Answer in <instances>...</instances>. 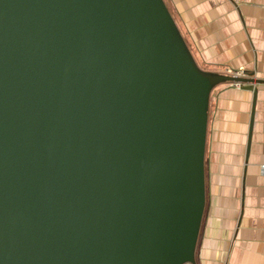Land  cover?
Returning a JSON list of instances; mask_svg holds the SVG:
<instances>
[{
	"label": "water",
	"instance_id": "obj_1",
	"mask_svg": "<svg viewBox=\"0 0 264 264\" xmlns=\"http://www.w3.org/2000/svg\"><path fill=\"white\" fill-rule=\"evenodd\" d=\"M244 73L165 0H0V264H197L210 97L256 100Z\"/></svg>",
	"mask_w": 264,
	"mask_h": 264
},
{
	"label": "crops",
	"instance_id": "obj_2",
	"mask_svg": "<svg viewBox=\"0 0 264 264\" xmlns=\"http://www.w3.org/2000/svg\"><path fill=\"white\" fill-rule=\"evenodd\" d=\"M165 2L201 68L264 80V0ZM255 88L256 100L244 85L211 93L197 264H264V84Z\"/></svg>",
	"mask_w": 264,
	"mask_h": 264
},
{
	"label": "built area",
	"instance_id": "obj_3",
	"mask_svg": "<svg viewBox=\"0 0 264 264\" xmlns=\"http://www.w3.org/2000/svg\"><path fill=\"white\" fill-rule=\"evenodd\" d=\"M223 73L227 74V75L234 76V77L245 76L244 70H242V69L234 70V69H231V68H226ZM228 83L231 86H235V87H238V88H240L242 85H244V83L238 82V81H232V82H228ZM185 264H191V263H185Z\"/></svg>",
	"mask_w": 264,
	"mask_h": 264
},
{
	"label": "trees",
	"instance_id": "obj_4",
	"mask_svg": "<svg viewBox=\"0 0 264 264\" xmlns=\"http://www.w3.org/2000/svg\"><path fill=\"white\" fill-rule=\"evenodd\" d=\"M186 40V39H185ZM187 42V41H186ZM188 44V43H187ZM189 46V45H188ZM190 48V47H189Z\"/></svg>",
	"mask_w": 264,
	"mask_h": 264
}]
</instances>
